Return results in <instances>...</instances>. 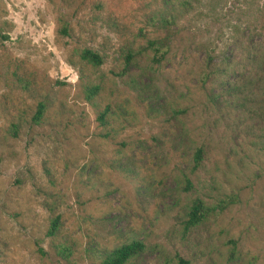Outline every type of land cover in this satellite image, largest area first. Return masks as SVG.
Segmentation results:
<instances>
[{
  "label": "rangeland",
  "instance_id": "374dc122",
  "mask_svg": "<svg viewBox=\"0 0 264 264\" xmlns=\"http://www.w3.org/2000/svg\"><path fill=\"white\" fill-rule=\"evenodd\" d=\"M180 2L0 0V264H264V0Z\"/></svg>",
  "mask_w": 264,
  "mask_h": 264
},
{
  "label": "trees",
  "instance_id": "16d2710c",
  "mask_svg": "<svg viewBox=\"0 0 264 264\" xmlns=\"http://www.w3.org/2000/svg\"><path fill=\"white\" fill-rule=\"evenodd\" d=\"M197 0H181V5L183 6V9L185 12H188L192 9L191 3L196 2ZM160 20L162 24H172L174 23V16L169 15L167 17H160ZM62 33L66 34L65 28L62 29ZM149 47H153L152 50L154 52L158 51V48L154 47V43L152 41L149 43ZM133 53H127L126 55V63L129 62V60L132 58ZM154 57L156 55L154 54ZM79 59L81 61H84L94 67H97L101 64V58L98 54L92 52L89 49H82L79 52ZM99 88L97 85L92 86L88 91L85 93V99L89 101L93 96H95L98 92ZM41 105L38 106V110L33 117V120L36 121L40 114H41ZM107 107L103 109L102 112L97 114L96 120L100 125H103L105 122ZM202 150L200 148H197L193 153V160L192 165L190 166L189 173H193L196 168L198 167L200 161ZM183 190L188 191L192 188V184L190 182L189 177L183 176ZM209 208L203 204V202L199 198H195L191 201L190 205L186 208L185 217L186 220L184 222V228L190 229L194 227L196 224H198L201 220H203L208 213ZM56 227V219L51 221L50 228L48 231V235L53 234V231ZM144 249V245L140 241H130L128 243L122 244L119 247L111 250L110 252L103 255L101 261L99 264H124L126 263L130 258L136 256L138 253L142 252ZM179 264H186L185 261L178 259Z\"/></svg>",
  "mask_w": 264,
  "mask_h": 264
}]
</instances>
